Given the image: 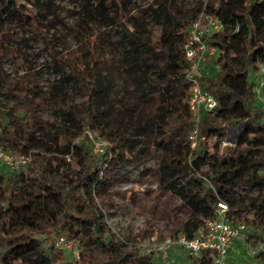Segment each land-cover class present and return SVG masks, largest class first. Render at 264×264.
Returning <instances> with one entry per match:
<instances>
[{
	"label": "trees",
	"instance_id": "trees-1",
	"mask_svg": "<svg viewBox=\"0 0 264 264\" xmlns=\"http://www.w3.org/2000/svg\"><path fill=\"white\" fill-rule=\"evenodd\" d=\"M62 1L0 0V68L3 61H14L26 68L30 81L35 73L22 49L41 41L58 75L57 83L47 89L28 85L31 97L26 95L18 110L27 118L26 127L0 126V148L29 154L40 173L29 178L20 172L8 179L0 172V264H96L86 249L76 259L58 249L55 240L64 237L85 247L106 246L98 228L96 188L101 171L113 159L124 162L125 153L137 146L140 154L152 148L160 151L158 187L190 212L181 226L183 236L192 237L214 218L218 201L227 204L226 219L239 223L236 193L264 189V107L255 98L256 82L249 79H258L264 66V0H195L191 15L176 0H76L69 25L60 17ZM203 9L222 23L220 32L206 37L207 44L221 53V61L218 73L203 72L201 86L217 100V107L200 114L196 146L191 148L188 136L194 117L186 103L189 62L182 47L190 23ZM140 14L149 17L152 34L139 28ZM109 29L120 34L119 64L141 92L142 125L153 121L136 139L110 125L101 108L106 87L99 67L112 64ZM56 30L72 34L78 42L85 39L90 58L80 60V68L55 51ZM71 82L79 84L81 106L61 110L56 127L47 128L37 110H44L50 95L64 98V88ZM2 97L7 93L0 95V105ZM132 116L126 114L122 124ZM233 125L237 134L233 145L221 149ZM85 130L108 142L103 154H92L84 140L75 142ZM234 146L244 150L236 152ZM209 259L202 255L191 264H207ZM137 264L150 263L140 258Z\"/></svg>",
	"mask_w": 264,
	"mask_h": 264
},
{
	"label": "rangeland",
	"instance_id": "rangeland-1",
	"mask_svg": "<svg viewBox=\"0 0 264 264\" xmlns=\"http://www.w3.org/2000/svg\"><path fill=\"white\" fill-rule=\"evenodd\" d=\"M176 1L186 15H191V7L195 0ZM60 5L62 7L60 17L69 25L70 11L77 9L76 0H63ZM132 14L135 15L134 12ZM137 19L140 22L139 28L146 34H152L154 28L149 17L140 14ZM51 33H54V30H51ZM108 33L112 64L106 62L99 67L102 83L106 87L101 108L105 110L110 125L123 131L125 137L136 139L153 121L142 125L145 104L141 92L130 82L127 73L119 64L123 50L118 44L120 34L115 29H109ZM54 41L55 51L70 57L71 65L77 66V69L81 67L80 60L82 61L84 57L90 58L85 39L78 42L72 34L56 30ZM22 50L29 60L30 71L35 73L30 81L26 68L14 61H3L0 68V95L3 93L8 95L1 100L0 126L9 129L26 127L27 118L18 110L23 107V98L26 95L31 97L27 90L30 82L47 89L51 84L57 83L58 78L52 68V58L48 55L43 42H30L29 46ZM220 61L221 53L216 51L206 62L204 71L218 73ZM64 70L69 71L68 68ZM249 79L254 83L258 82L255 77ZM17 82L23 86L19 84L16 86ZM78 86V83L71 82L64 88V98L50 95L44 102V110H37V115L45 121L44 126L54 129L59 122L57 114L61 110L79 109L83 97ZM130 112L133 115L130 122L123 125L122 118ZM236 135V126L233 125L228 129V138L221 143L220 148L233 145L231 139ZM83 140L92 154L95 144L100 148L109 145L99 134L90 130H85L75 142ZM214 141L215 138H212L210 145ZM138 149L137 146L131 153H125L124 162L113 159L101 171V182L96 188L101 215L98 228L104 234L106 246L102 247L101 243H96L85 247L78 241L70 240L72 247L69 252L78 259V252L84 248L86 255L93 258L96 264H137L140 258L150 264H191L192 259L179 244L182 236L181 226L189 218L190 212L181 201L158 187L160 151L152 148L145 154H140ZM234 150L242 152L244 147L234 146ZM10 153L14 157L19 156L18 153ZM31 163L32 159L27 165L16 169L0 162V172L8 179L20 172L29 178L39 177V171ZM236 197L238 201L236 209L239 211L237 222L243 223L245 229L228 253L226 264H264V257L257 256L259 252L264 253V189L239 190ZM167 240L171 244L163 251L162 247Z\"/></svg>",
	"mask_w": 264,
	"mask_h": 264
},
{
	"label": "built area",
	"instance_id": "built-area-1",
	"mask_svg": "<svg viewBox=\"0 0 264 264\" xmlns=\"http://www.w3.org/2000/svg\"><path fill=\"white\" fill-rule=\"evenodd\" d=\"M222 23L213 13L201 10L190 23L187 30V37L183 44V53L189 62L186 79L190 83L187 107L194 117L193 128L189 132L190 147L196 146L198 132L197 123L202 112H212L217 107V100L201 86V78L204 72L207 59H211L217 51L206 42V37L220 32ZM257 102L264 107V66L259 68L258 82L254 87ZM105 148L95 144L94 154H103ZM29 154H19L14 157L10 152L0 148V162L12 168H19L30 162ZM215 217L208 219L198 228L192 237L181 236L179 244L186 251L191 259L208 255L207 264H226L228 253L231 251L234 242L242 235L245 226L242 223L232 224L226 219L228 210L224 201L215 204ZM72 241L64 237L55 240V246L60 250L70 251ZM167 240L162 247L164 251L170 245ZM78 258V256H76ZM165 260V253L163 261Z\"/></svg>",
	"mask_w": 264,
	"mask_h": 264
}]
</instances>
